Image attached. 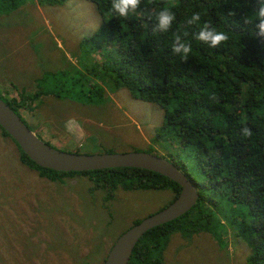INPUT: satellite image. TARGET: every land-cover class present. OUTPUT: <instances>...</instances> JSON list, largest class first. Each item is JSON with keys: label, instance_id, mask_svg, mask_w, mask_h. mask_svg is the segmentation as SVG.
<instances>
[{"label": "rangeland", "instance_id": "374dc122", "mask_svg": "<svg viewBox=\"0 0 264 264\" xmlns=\"http://www.w3.org/2000/svg\"><path fill=\"white\" fill-rule=\"evenodd\" d=\"M5 2L11 7L0 4V96L33 97L34 109L20 110L32 130L65 151H142L170 159L177 148L156 137L164 117L156 103L123 87H106L100 103L75 98L81 83L98 82L105 54L103 42L91 38L102 23L92 2ZM172 195L169 189L117 187L109 196L87 176L63 182L40 176L20 161L15 142L0 130V264H103L116 239L169 204ZM221 222L215 224L218 238L206 231L171 234L161 264H249L248 245L226 231L232 229L227 220Z\"/></svg>", "mask_w": 264, "mask_h": 264}, {"label": "trees", "instance_id": "16d2710c", "mask_svg": "<svg viewBox=\"0 0 264 264\" xmlns=\"http://www.w3.org/2000/svg\"><path fill=\"white\" fill-rule=\"evenodd\" d=\"M5 1L0 4L10 9ZM41 1L57 5L65 0ZM89 1L102 18L91 38L103 42L105 54L97 69L98 82L81 83L75 98L84 104L100 103L106 87H123L136 99L156 103L164 113L156 137L175 143L177 150L168 160L185 173L199 194L183 215L146 231L127 264H161L162 250L175 232L191 236L206 231L218 238L215 224L225 223L223 219L232 227L226 231L248 245L249 264H264V38L253 35L254 24L244 22V18L254 19L257 0H142L127 18L113 12L112 0ZM165 6L171 7L176 19L168 32L155 33V14ZM193 13L200 14L199 24L187 23ZM204 23L225 32L229 40L217 48L196 40ZM177 33L192 45L186 61L172 50ZM18 97L1 98L30 128L20 110L31 112L33 97L22 98L20 92ZM244 127L251 136L242 134ZM0 130L15 142L23 164L51 180L63 182L80 174L109 196L117 187L169 189L170 202L181 189L177 182L144 168L58 171L42 167L2 126Z\"/></svg>", "mask_w": 264, "mask_h": 264}, {"label": "water", "instance_id": "95a60500", "mask_svg": "<svg viewBox=\"0 0 264 264\" xmlns=\"http://www.w3.org/2000/svg\"><path fill=\"white\" fill-rule=\"evenodd\" d=\"M0 126L31 160L42 167L58 171L137 167L162 174L181 186L177 197L167 206L124 231L110 248L103 264H127L134 246L146 231L183 215L198 199L196 186L170 160L142 151L83 154L57 149L31 130L1 97Z\"/></svg>", "mask_w": 264, "mask_h": 264}, {"label": "clouds", "instance_id": "9594fccd", "mask_svg": "<svg viewBox=\"0 0 264 264\" xmlns=\"http://www.w3.org/2000/svg\"><path fill=\"white\" fill-rule=\"evenodd\" d=\"M142 0H112V10L119 17L127 18L130 13H135L140 8ZM149 18H152V14H149ZM176 19L175 13L171 10V7L165 6L158 13L155 14V24L153 31L155 33L168 32L174 20ZM201 16L199 13H193L188 19V24H199ZM246 24H254L255 36L264 38V0H257V7L254 11V19L244 18ZM195 39L208 45L211 48H217L224 42L229 40V36L223 31H217L209 23H204L203 27L195 35ZM172 50L175 54H178L185 61L188 59L189 54L192 52V45L183 39L180 34H176L174 37ZM242 134L245 137L251 136V130L248 127H244Z\"/></svg>", "mask_w": 264, "mask_h": 264}, {"label": "crops", "instance_id": "0c3cea01", "mask_svg": "<svg viewBox=\"0 0 264 264\" xmlns=\"http://www.w3.org/2000/svg\"><path fill=\"white\" fill-rule=\"evenodd\" d=\"M68 129L73 133L75 137L80 136V134L82 133L78 126H72L69 127Z\"/></svg>", "mask_w": 264, "mask_h": 264}]
</instances>
